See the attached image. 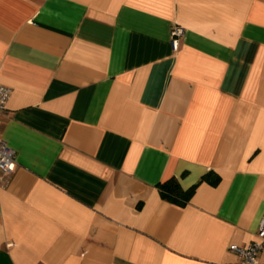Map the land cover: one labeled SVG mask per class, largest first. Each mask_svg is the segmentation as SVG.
<instances>
[{"label":"crops","instance_id":"0c3cea01","mask_svg":"<svg viewBox=\"0 0 264 264\" xmlns=\"http://www.w3.org/2000/svg\"><path fill=\"white\" fill-rule=\"evenodd\" d=\"M0 84V264H238L256 239L264 0H0Z\"/></svg>","mask_w":264,"mask_h":264},{"label":"built area","instance_id":"2783aa9c","mask_svg":"<svg viewBox=\"0 0 264 264\" xmlns=\"http://www.w3.org/2000/svg\"><path fill=\"white\" fill-rule=\"evenodd\" d=\"M183 34L180 26H174L170 31V43L173 51L178 49L179 38ZM12 90L0 84V118L6 110V105ZM15 162V152L4 141L0 140V177L11 172ZM264 249V216H262L256 239L245 246L230 245L229 250L238 258V264H257L260 251Z\"/></svg>","mask_w":264,"mask_h":264},{"label":"trees","instance_id":"16d2710c","mask_svg":"<svg viewBox=\"0 0 264 264\" xmlns=\"http://www.w3.org/2000/svg\"><path fill=\"white\" fill-rule=\"evenodd\" d=\"M220 178L218 175L209 172L201 178V182L205 181L211 185H216ZM196 185L184 190L176 178H170L158 184V191L162 199L174 205L184 207L190 201L194 194Z\"/></svg>","mask_w":264,"mask_h":264}]
</instances>
